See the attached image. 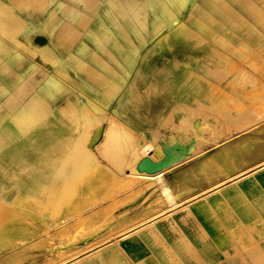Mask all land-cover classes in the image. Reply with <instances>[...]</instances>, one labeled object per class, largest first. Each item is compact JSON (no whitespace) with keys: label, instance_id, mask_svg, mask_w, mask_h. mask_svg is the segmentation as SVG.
I'll return each mask as SVG.
<instances>
[{"label":"crops","instance_id":"obj_1","mask_svg":"<svg viewBox=\"0 0 264 264\" xmlns=\"http://www.w3.org/2000/svg\"><path fill=\"white\" fill-rule=\"evenodd\" d=\"M59 2L73 9L62 23H87L88 30L55 32L35 49L39 89L36 82L0 74L6 88H0V118L11 121L22 109L28 112L27 102L39 92L45 115L25 131L50 137L40 150L56 160L39 187L0 193L14 226L24 225L0 241V264H264V118L221 110L249 90L233 67L264 84V31H226L235 17L222 12L224 0H56L52 6ZM26 6L39 9L32 2ZM11 7L0 0V24L9 28L0 32V41H8L7 47L0 43V73L17 71ZM79 104L105 117V137L115 119L146 138L152 146L147 152L179 142L187 153L160 168L140 169L137 162L142 176L154 178L143 176L130 186V168L114 165L98 150L97 132L85 135L65 115L66 105ZM242 118L255 122L242 128ZM68 132L74 135L64 148ZM159 178L176 202L189 203L202 191L204 197L190 203L194 211L172 214ZM162 211L178 217V224L157 223L154 234L141 227ZM80 220L84 231L102 227L84 234V241L63 239L64 228ZM133 225L137 237L90 238Z\"/></svg>","mask_w":264,"mask_h":264},{"label":"rangeland","instance_id":"obj_2","mask_svg":"<svg viewBox=\"0 0 264 264\" xmlns=\"http://www.w3.org/2000/svg\"><path fill=\"white\" fill-rule=\"evenodd\" d=\"M5 1H7L12 6L11 10L14 9L16 11V23L15 25L12 24L11 28H15L17 39L11 42L12 47L15 49V52L13 53H15L14 58L17 59L16 62L18 65L16 72L5 71L0 74L14 78L17 82L25 80L26 82L31 81L33 83L32 85L37 83L36 86L39 89L42 73L39 71V61L36 57L37 53L35 52V49H39L44 44H46L47 36L55 32L59 34L69 33L75 30V28L78 26L83 28V30H88L89 25L87 23L80 25L62 23L63 20L69 17V14H72L73 9L67 6H62V2H59L56 6H52L56 0ZM224 1L226 6L221 9L222 12L235 17L232 18L234 22L231 20L230 24L225 25L226 31H231L234 35L240 31L252 32L259 29L264 31V0ZM28 2L34 3L39 9H36L35 11V9L28 8L26 6V3ZM228 2L234 5L240 4V7H229ZM6 10H8V8ZM238 19H240V23L235 21ZM52 21L59 22L55 23ZM0 26L3 27V30H0V32H8V24H0ZM0 43L6 47L8 46L5 45L8 44V41L6 40H2ZM31 49H33V52H31ZM233 70H237V72L240 73L241 79L243 78L242 81L244 82V87L248 85L249 90L241 95L239 103L229 106L224 104L221 107V110L225 113L235 110L239 112L242 117H256L258 118L256 121L262 120L261 116L264 118V84L257 77H252L246 74L247 71L244 68L233 67L231 71ZM0 88L4 90L6 89L3 84L0 86ZM38 96L39 92H36L35 95L27 102L28 106L30 107V112L22 109L17 113L16 116L13 117L11 121H9V119L4 120L3 118H0V193H5L6 196L8 195V192L14 191L18 186H29L30 188H32L31 186L39 187L38 182L42 177L47 175V172L56 162V160L52 159L53 152H46V150L42 152L40 150L41 143L50 144L52 142L50 137L34 135L31 134L29 130L25 131L26 125L28 123H34L38 121L41 116L45 115V110L41 109V104L38 102ZM15 106L18 110L20 106L19 101H17ZM92 107L96 110H101L98 105L93 104ZM65 111V115L69 117L70 122L76 126L77 130L81 127L84 130L85 135L88 136L94 132H97L94 134L93 140L97 145H99L98 150L102 155H107L108 159H110L112 163L119 169H124L126 167L130 168V173H132L131 180L129 182L130 186L137 183V181L143 178V176H151H142L136 167L137 162L140 169H150L154 167L160 168L172 163H179L180 160L184 158L188 150V147L179 146L180 143L177 142L175 143V147L169 148L167 151H161L158 146L156 151L147 152L152 146L148 143L146 138L137 137L135 133L127 128L121 121L114 119L111 122L112 119H109L107 124L110 122L111 123L106 128L105 137L106 122L104 120L106 119L103 116L96 117V114L93 113L90 107L86 109L84 105L79 104L72 109V106L66 105ZM0 112L4 113L5 111L0 108ZM199 114H201V112ZM75 118H81V120ZM241 122H245V124L241 125V127L244 128L255 121H253V118H242ZM34 130L38 131L39 128L35 125ZM73 135L74 134L70 132L66 133L62 144L64 148L69 143V138ZM9 144H11V147ZM12 144H16V146H12ZM148 157H151L153 160H155L156 164H152V160H150ZM123 172L125 175L126 170ZM159 175L161 174H158V176ZM25 181L29 183H26ZM159 181L162 183V187H165L163 191L167 202L171 201L169 199L171 196L169 193V188L165 185L161 178ZM120 190V187L116 189L117 192ZM202 196L204 197V195ZM202 196L199 198V200L202 198ZM0 202L3 203V201ZM175 202L173 204L168 202L171 205L170 209H172V214L180 211H187L188 214L191 211H194L193 206L190 204L191 202L185 204L184 201H177L178 205H176ZM116 203L117 201L114 202L113 207L117 206ZM160 213L159 216L156 214L158 216L157 218L155 215L149 217L153 221H151L149 218L147 219L150 221H148L145 227L149 228L151 231L153 229L154 232L152 231L151 234L155 233V225L157 223L177 225L179 222L178 217L167 215L163 211ZM7 215L8 211L4 212L0 217L1 226ZM112 219H114V217H112ZM147 220L143 222H146ZM197 221L200 222V219L198 218ZM15 224V217H12L7 223V226L5 225L0 228V241H5L9 239L11 233L16 231L20 232L19 230L22 231L24 229L23 225L14 226ZM100 227H102V225H98V227L95 226L96 229ZM73 228L74 229H72L73 231L71 230V232L70 229L63 230V232L65 231L66 233L62 235V238L68 239V237L75 235L76 238L74 239L84 241L88 239L84 237V234L88 232L91 233V231H89L90 229L84 231L85 227L82 225V220L78 221ZM92 228L93 227H91V230ZM111 229L112 227H110L109 231L107 232L102 231L98 232L97 234L94 233V235H92L90 238L96 236V238H114V240H120L122 237H124V234L127 233V231H111ZM137 234L138 232H134L132 236L134 235L137 237Z\"/></svg>","mask_w":264,"mask_h":264},{"label":"bare ground","instance_id":"obj_3","mask_svg":"<svg viewBox=\"0 0 264 264\" xmlns=\"http://www.w3.org/2000/svg\"><path fill=\"white\" fill-rule=\"evenodd\" d=\"M258 82V81H257ZM253 84V83H252ZM199 126V125H198ZM165 154V153H164ZM158 157V156H157ZM162 157V156H161ZM164 157V156H163ZM160 158V157H159ZM182 160V159H181ZM180 160V161H181ZM186 160V159H185ZM179 161V160H178ZM173 164V163H172ZM176 164H177V162H176ZM170 168V167H169ZM161 173V172H160ZM159 174V173H158ZM160 176V175H159ZM149 178H154V177H152V175L151 176H148ZM160 179V178H159ZM126 180V179H125ZM154 182V181H153ZM159 183V182H158ZM124 186V185H123ZM165 188V187H164ZM163 188V189H164ZM207 191V190H206ZM204 192L205 191H202V192H200V193H196V194H194V195H192L189 199L187 198V201L188 202H191V203H194V202H197L198 200H199V198L202 196V195H204ZM163 197V196H162ZM203 197V196H202ZM174 197H172V196H170L169 197V199L171 200V201H168V202H171L172 204L175 202L174 201V199H173ZM165 200H167V199H165ZM1 201V200H0ZM174 201V202H173ZM176 203V205H178L177 204V202H175ZM113 205V204H112ZM170 206V205H169ZM175 207V206H174ZM201 208V207H200ZM115 209V208H114ZM95 210V209H94ZM107 210V209H106ZM110 210V209H109ZM0 211L2 212V213H4V212H6V211H8V215L6 216V219L4 220V222H3V224H2V226H7V223L9 222V220H10V218H12V216H10L9 215V209L8 208H6L5 207V205H4V203H2V202H0ZM112 211V210H111ZM92 212H93V210H92ZM93 214V213H92ZM161 214V213H160ZM168 215V214H167ZM170 215V214H169ZM106 216V215H105ZM109 216V215H108ZM156 216V218L159 216V214H158V216L157 215H155ZM130 217V216H129ZM104 218V217H103ZM73 219V218H72ZM150 219V218H149ZM153 219V218H152ZM155 219V218H154ZM136 220V219H135ZM151 220V219H150ZM77 221V220H76ZM151 221H153V220H151ZM144 223V222H143ZM142 223V224H143ZM125 224V223H124ZM141 224V225H142ZM153 224V223H152ZM9 225V224H8ZM13 225V224H12ZM135 225V224H134ZM134 225L132 226L133 228H131L130 230H127L128 232L126 233V234H124V236H126V235H129V234H131V233H133L134 231H136L137 230V227H134ZM137 225V224H136ZM145 225H147V224H145ZM144 225V226H145ZM1 226V227H2ZM24 226V225H23ZM140 226V225H139ZM143 226V225H142ZM98 227V226H97ZM68 229H70V232H71V230L73 229V227L71 226H67V227H65L64 228V230H68ZM93 229V228H92ZM96 229V228H95ZM91 230V229H90ZM89 230V231H90ZM138 230H140V229H138ZM87 231V230H86ZM68 232V231H67ZM64 233H66L65 231H64ZM69 233V232H68ZM85 233V232H84ZM88 234H89V232H88ZM87 234V235H88ZM41 235H43V234H41ZM61 235V234H60ZM79 236V235H78ZM42 237V236H41ZM6 239V238H5ZM41 239V238H40ZM43 239V238H42ZM62 239V238H61ZM75 241V240H74ZM63 242V241H62ZM61 242V243H62ZM80 242V241H79ZM61 245V244H60ZM90 245V244H89ZM73 247V246H72ZM64 253V252H63ZM65 255V254H64ZM65 264V263H64Z\"/></svg>","mask_w":264,"mask_h":264}]
</instances>
